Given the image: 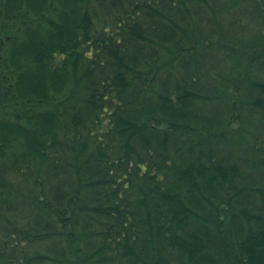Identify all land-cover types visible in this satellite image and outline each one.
Wrapping results in <instances>:
<instances>
[{
	"label": "trees",
	"instance_id": "trees-1",
	"mask_svg": "<svg viewBox=\"0 0 264 264\" xmlns=\"http://www.w3.org/2000/svg\"><path fill=\"white\" fill-rule=\"evenodd\" d=\"M7 2L0 264H264V0Z\"/></svg>",
	"mask_w": 264,
	"mask_h": 264
},
{
	"label": "rangeland",
	"instance_id": "rangeland-1",
	"mask_svg": "<svg viewBox=\"0 0 264 264\" xmlns=\"http://www.w3.org/2000/svg\"><path fill=\"white\" fill-rule=\"evenodd\" d=\"M9 0H0V8H3L4 10L8 9L9 8V3L7 2ZM3 25V20H2V17H0V26ZM9 28H12L14 31H16V27L15 25L13 24H10V25H3L1 28H0V33L3 32L4 33V36H3V39L2 41L0 42V48L2 50H5L7 51V44L9 43V46L11 43L14 42V39H16V36H14L12 33L13 32H10L8 29ZM7 30L9 31V34H6L4 31ZM13 38V39H12ZM139 42V41H138ZM255 69H257L258 67H254ZM262 133V131H261Z\"/></svg>",
	"mask_w": 264,
	"mask_h": 264
}]
</instances>
